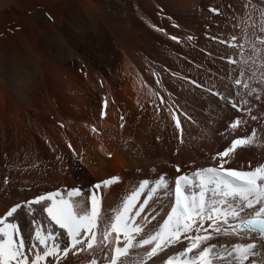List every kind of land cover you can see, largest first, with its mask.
<instances>
[{
    "label": "bare ground",
    "instance_id": "6f19581e",
    "mask_svg": "<svg viewBox=\"0 0 264 264\" xmlns=\"http://www.w3.org/2000/svg\"><path fill=\"white\" fill-rule=\"evenodd\" d=\"M262 12L264 0H0V217L37 195L80 188L86 196L119 177L99 190L107 216L144 181L172 185L218 167V153L252 133L254 146H238L225 168L264 164ZM235 120L242 123L232 129ZM149 188L130 213V227L143 230L137 239L159 231L174 202L171 189ZM48 203L33 205L34 216L20 209L10 218L26 246L38 243L33 219L67 240L43 213ZM119 240L113 233L59 264H109L112 250L127 243ZM250 241L258 243L241 232L208 243L230 249ZM186 243L151 258L150 245L136 246L122 264H163ZM256 252L251 264H264V248ZM49 262L56 264H41Z\"/></svg>",
    "mask_w": 264,
    "mask_h": 264
},
{
    "label": "snow or ice",
    "instance_id": "6c2138e0",
    "mask_svg": "<svg viewBox=\"0 0 264 264\" xmlns=\"http://www.w3.org/2000/svg\"><path fill=\"white\" fill-rule=\"evenodd\" d=\"M261 16L264 17V12ZM260 26L264 30V19L260 21ZM260 43L264 44V39ZM236 83L239 85L240 81L237 80ZM232 106L236 107L235 104ZM104 107H107L106 99ZM173 119L178 130L177 138L183 142L180 119L177 116H173ZM241 123V120H235L231 123V128L236 129ZM255 136L256 133H252L250 137L234 138L225 150L218 153V167L201 168L190 176L181 175L172 185L161 179L154 188H149L148 181H144L137 191L107 216L103 214V197L99 190L102 186L118 182L119 177L97 183L88 190L86 196L80 188L68 190L66 195L57 190L12 206L6 215L0 217V264H41L48 262V258H54L56 264H59V260L68 258L70 253L77 256L99 247L113 233L116 235L117 245L120 244L121 235L127 243L124 247L116 246L112 250L114 254L109 259V264H122V258H128L130 250L136 246L150 245L145 256L151 258L184 240L187 241L185 247L175 255L165 257L163 264H251L250 257L257 255V247L264 248V164L257 165L253 170H237L225 168V164L230 162L225 158H229L238 146H254ZM176 170L180 171L179 166ZM145 188L150 191L171 189L174 206L159 231L147 238L137 239L134 234H140L143 230L139 226L130 227V213L135 207L134 202ZM74 197L81 199L74 201ZM44 201L49 203L44 207L43 213L63 230L67 240L62 243L51 228L42 227V220L33 219L32 236L38 243L26 246L19 223L10 218L20 209H24L26 215L34 216L35 209L32 206ZM101 228L103 240L98 243L97 232ZM228 229L232 231L229 232ZM202 231L206 234L200 235ZM241 232L251 233L252 241L258 243L250 241L247 244H235L230 249H221L218 245L208 243L219 236L239 235ZM29 246L34 251V258L28 255ZM90 264H98V261L93 259ZM141 264L144 262L141 261Z\"/></svg>",
    "mask_w": 264,
    "mask_h": 264
}]
</instances>
